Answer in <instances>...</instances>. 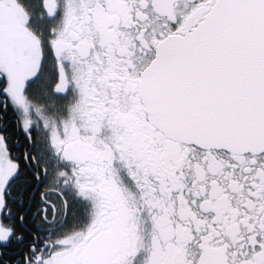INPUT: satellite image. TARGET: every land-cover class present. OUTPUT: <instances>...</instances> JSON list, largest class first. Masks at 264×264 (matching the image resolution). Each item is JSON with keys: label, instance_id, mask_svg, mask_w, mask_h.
<instances>
[{"label": "snow or ice", "instance_id": "1", "mask_svg": "<svg viewBox=\"0 0 264 264\" xmlns=\"http://www.w3.org/2000/svg\"><path fill=\"white\" fill-rule=\"evenodd\" d=\"M0 264H264V0H0Z\"/></svg>", "mask_w": 264, "mask_h": 264}]
</instances>
